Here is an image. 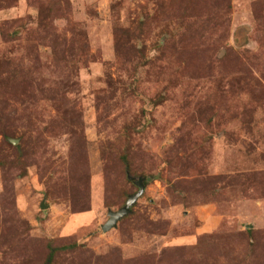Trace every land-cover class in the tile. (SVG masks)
Instances as JSON below:
<instances>
[{
	"label": "rangeland",
	"instance_id": "374dc122",
	"mask_svg": "<svg viewBox=\"0 0 264 264\" xmlns=\"http://www.w3.org/2000/svg\"><path fill=\"white\" fill-rule=\"evenodd\" d=\"M50 251L264 264V0H0V264Z\"/></svg>",
	"mask_w": 264,
	"mask_h": 264
},
{
	"label": "water",
	"instance_id": "95a60500",
	"mask_svg": "<svg viewBox=\"0 0 264 264\" xmlns=\"http://www.w3.org/2000/svg\"><path fill=\"white\" fill-rule=\"evenodd\" d=\"M143 178L140 177L134 180V184L137 186L138 191L132 195H129L125 204L117 210H108L107 211V220L101 225V229L103 232L108 231L110 228L115 227L118 220L125 216L129 211L130 207L136 202L138 197L142 194L144 190V182ZM41 208H44V204H41Z\"/></svg>",
	"mask_w": 264,
	"mask_h": 264
},
{
	"label": "trees",
	"instance_id": "16d2710c",
	"mask_svg": "<svg viewBox=\"0 0 264 264\" xmlns=\"http://www.w3.org/2000/svg\"><path fill=\"white\" fill-rule=\"evenodd\" d=\"M51 258H52V253H51V251H50V254L48 255V258H47V262H48V264H50V262H51Z\"/></svg>",
	"mask_w": 264,
	"mask_h": 264
}]
</instances>
